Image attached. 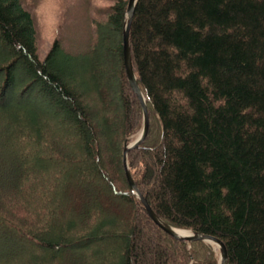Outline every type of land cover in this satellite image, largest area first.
I'll return each mask as SVG.
<instances>
[{
  "label": "trees",
  "instance_id": "trees-1",
  "mask_svg": "<svg viewBox=\"0 0 264 264\" xmlns=\"http://www.w3.org/2000/svg\"><path fill=\"white\" fill-rule=\"evenodd\" d=\"M127 8H92L89 56L57 38L41 59L30 11L0 0V264H219L127 180L143 129ZM129 38L149 114L137 188L229 264H264V0H138Z\"/></svg>",
  "mask_w": 264,
  "mask_h": 264
},
{
  "label": "rangeland",
  "instance_id": "rangeland-1",
  "mask_svg": "<svg viewBox=\"0 0 264 264\" xmlns=\"http://www.w3.org/2000/svg\"><path fill=\"white\" fill-rule=\"evenodd\" d=\"M21 2L34 18L37 51L39 57L43 59L57 38H62L64 49L72 55L89 56L87 49L92 40L93 28L89 19L90 11L93 7H108L113 0H21ZM20 72L21 68L17 70V73ZM1 82L2 77H0ZM18 86H15L13 92L20 95L22 92ZM150 239L152 247L157 245L156 239L153 237ZM211 246L218 252L220 258L217 246Z\"/></svg>",
  "mask_w": 264,
  "mask_h": 264
},
{
  "label": "water",
  "instance_id": "water-1",
  "mask_svg": "<svg viewBox=\"0 0 264 264\" xmlns=\"http://www.w3.org/2000/svg\"><path fill=\"white\" fill-rule=\"evenodd\" d=\"M137 1L138 0H128L127 22L125 24V28L123 32V45H124V65L126 69V76L130 84V87L135 93V95L137 96V98L139 99V102L143 110V129L136 140L132 142H129V140H126L124 144L123 164H124L127 180L134 194L142 202L146 213L148 214L150 219L159 228H161L164 232H166L168 235L172 236L176 240H179L182 242L192 243L196 241H203L205 243L217 246V248L219 249V254H220L219 264H229L228 251H227L225 243L221 239L215 236H211V235L200 234L197 232H189L187 230L176 228L164 222L151 208L146 197L143 196V194L137 188L135 181L133 179V176H132V173L129 167L128 155L130 151L138 148L144 142L148 134V131H149V114H148L147 103H146L144 94L142 93L139 87L136 74L133 68L131 48H130V38H129L130 23H131V20L135 12Z\"/></svg>",
  "mask_w": 264,
  "mask_h": 264
}]
</instances>
